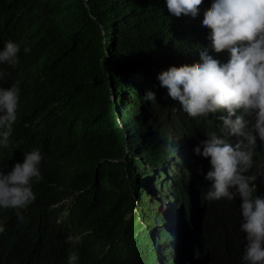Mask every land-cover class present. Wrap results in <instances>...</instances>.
<instances>
[{
  "label": "trees",
  "instance_id": "obj_1",
  "mask_svg": "<svg viewBox=\"0 0 264 264\" xmlns=\"http://www.w3.org/2000/svg\"><path fill=\"white\" fill-rule=\"evenodd\" d=\"M174 18L161 0H0V50L14 42L20 63L38 72L28 95L36 107L34 126L11 145L0 169L7 172L17 157L39 150L47 180L36 187L28 223L7 226L0 235V248L11 250L7 264H41L73 252L77 264H118V227L131 235L139 229L137 213L165 194L158 169L163 145L186 141L182 151L192 166L209 161L194 148L209 132L219 135L217 121L188 116L157 78L162 68L187 61L171 41L173 28L185 43L198 45L203 34L195 23ZM149 90L155 102L143 100ZM257 167L264 168L259 151L253 172ZM257 181L264 187V177ZM192 191L191 184L183 205ZM136 208L126 225L120 222V210ZM223 214L211 213L207 243L215 264H236L231 246L237 224L229 211ZM159 215L149 223L153 241L165 239V264H198L190 254L172 261L182 247L174 235L186 225L160 226ZM69 236L80 239L66 243ZM148 238L144 231L141 239ZM146 248L132 239L125 264L154 263L155 250Z\"/></svg>",
  "mask_w": 264,
  "mask_h": 264
},
{
  "label": "clouds",
  "instance_id": "obj_2",
  "mask_svg": "<svg viewBox=\"0 0 264 264\" xmlns=\"http://www.w3.org/2000/svg\"><path fill=\"white\" fill-rule=\"evenodd\" d=\"M161 1L175 16V22H193L203 34L198 45L194 41L185 43L182 32L173 28L171 41L187 61L166 71L162 68L157 77L160 86L191 118L212 123L209 117H214L219 135L209 132L207 139L194 148L196 155L209 160L206 164L192 166L182 151L185 146L189 148L188 143L181 144L176 138L158 151V169L166 179L162 186L165 194L155 195L143 213L138 214L137 208L131 213L132 217L137 213L139 229L131 235L124 230L125 242L118 227V264L119 256H124L122 264L126 255L129 258L132 239L141 241L144 250L147 245L155 250L152 264H165V239L153 241L149 223L158 213L160 226L179 221L186 225L174 235L182 247L178 255H170L173 262L190 254L192 258L197 256L198 264H215V249L207 243L210 217L214 211L223 214V210L229 211L237 224L231 246L236 264H264V187L257 181L264 177V168L257 167L253 172L254 156L258 151L264 156V0ZM19 51L12 41L0 50V163L11 145L34 126L36 107L28 95L38 72L20 63ZM24 51L31 49L25 47ZM143 100L155 102V93L146 91ZM154 114L156 123L161 124ZM44 161L41 152L33 150L17 157L9 171L0 169V235L7 226L28 223L36 187L47 181L41 170ZM191 184L192 199L183 205ZM158 200L164 201L162 205ZM144 231L149 235L147 240L141 239ZM79 239L69 236L66 243ZM10 252L9 248H0V264L8 263ZM78 260L73 252L41 264H77Z\"/></svg>",
  "mask_w": 264,
  "mask_h": 264
},
{
  "label": "rangeland",
  "instance_id": "obj_3",
  "mask_svg": "<svg viewBox=\"0 0 264 264\" xmlns=\"http://www.w3.org/2000/svg\"><path fill=\"white\" fill-rule=\"evenodd\" d=\"M174 171V170H173ZM180 172V171H179ZM132 212H130V213H125V211L123 212V210H120V212H119V219H120V222H124V224L126 225L127 224V220H130L131 219V217H132V214H131ZM120 228V227H119ZM119 232H120V237H121V239H122V242H125V241H123L124 240V236H123V228H120V230H119ZM125 247H126V243H125ZM123 250H125V248H123V249H121L120 251H123ZM122 257V256H121Z\"/></svg>",
  "mask_w": 264,
  "mask_h": 264
},
{
  "label": "bare ground",
  "instance_id": "obj_4",
  "mask_svg": "<svg viewBox=\"0 0 264 264\" xmlns=\"http://www.w3.org/2000/svg\"><path fill=\"white\" fill-rule=\"evenodd\" d=\"M180 174L182 175V173H181V172H180ZM181 184H182V181H181ZM181 187H182V186H181ZM120 250H121V249H120ZM120 250H119V251H120Z\"/></svg>",
  "mask_w": 264,
  "mask_h": 264
}]
</instances>
